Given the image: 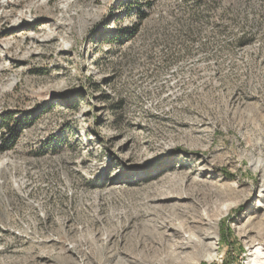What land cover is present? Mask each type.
I'll return each mask as SVG.
<instances>
[{
    "label": "rangeland",
    "instance_id": "1",
    "mask_svg": "<svg viewBox=\"0 0 264 264\" xmlns=\"http://www.w3.org/2000/svg\"><path fill=\"white\" fill-rule=\"evenodd\" d=\"M251 237L264 0H0V264H246Z\"/></svg>",
    "mask_w": 264,
    "mask_h": 264
},
{
    "label": "bare ground",
    "instance_id": "2",
    "mask_svg": "<svg viewBox=\"0 0 264 264\" xmlns=\"http://www.w3.org/2000/svg\"><path fill=\"white\" fill-rule=\"evenodd\" d=\"M216 220V218H209L205 213H202V221L207 227L205 229L201 228L192 230L191 234L188 233L187 235L188 246L195 251L200 250L202 258H207L209 260L213 259L218 252L217 237L215 235L217 226ZM149 227H152L157 236H161V234L168 235L167 230L173 228L170 225H165L164 222H161L159 227L162 231H159L155 224H149ZM250 230L251 229L248 228L247 225L241 227V235L249 237ZM180 232H182V230H180ZM247 245L249 251L247 253L248 258L246 264H264V237H251L248 239ZM124 262L129 263L127 259L124 260ZM169 264H179V262L176 259H173ZM190 264L194 263L191 262Z\"/></svg>",
    "mask_w": 264,
    "mask_h": 264
},
{
    "label": "trees",
    "instance_id": "3",
    "mask_svg": "<svg viewBox=\"0 0 264 264\" xmlns=\"http://www.w3.org/2000/svg\"><path fill=\"white\" fill-rule=\"evenodd\" d=\"M14 135H15V134H12L11 138L9 137L8 139H5V140H4V142H7V141H8L9 143L6 144V145H4V148H3V149H8V148L11 147V145H13L12 143H13V141H14ZM227 233H229L228 236H227V234H226V235L224 234L223 239H224V241H225L226 243H227V242L229 243V241H230L229 238H230V236L232 235V234H231V230L228 229Z\"/></svg>",
    "mask_w": 264,
    "mask_h": 264
}]
</instances>
